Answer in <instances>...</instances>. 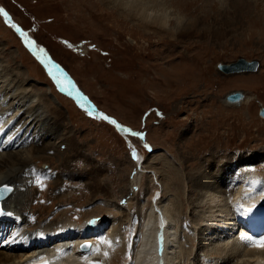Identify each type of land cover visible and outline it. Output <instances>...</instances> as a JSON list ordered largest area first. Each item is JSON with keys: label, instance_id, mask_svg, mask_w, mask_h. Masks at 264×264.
I'll list each match as a JSON object with an SVG mask.
<instances>
[{"label": "rangeland", "instance_id": "374dc122", "mask_svg": "<svg viewBox=\"0 0 264 264\" xmlns=\"http://www.w3.org/2000/svg\"><path fill=\"white\" fill-rule=\"evenodd\" d=\"M162 1L166 3L162 10L172 9L190 21L189 34L159 39L100 0H0L3 12L24 29L27 40L71 74L66 80L129 130L120 135L111 123L60 91L0 14V70L9 71L17 84L24 83L22 78L34 84L39 95L49 93L53 105L56 98L71 133V143L59 142L58 154L42 152L33 162L32 169L43 173L32 182L36 197L26 212L35 226L60 224L66 218L82 226L91 215L100 222L106 220L105 238L96 242L105 255L102 264L134 262L148 215L155 208L161 210L160 201L174 215L182 237L191 232L196 244L203 241L205 250L229 245L237 252L236 236L199 229L205 214L232 228L231 204L240 183L247 173L264 175V119L259 115L264 106V0L258 10L253 6L252 12L261 14L254 19L240 15L247 11L241 3L227 2L228 7L218 0ZM239 58L256 61L257 70L229 74L217 69L218 64ZM237 90L254 100L226 105L225 97ZM5 104L0 119L8 120L15 107L11 106L12 111ZM137 151L142 155L137 156ZM215 156L236 163L230 182L234 190L214 199L203 192L200 198L193 194L194 180L187 181V176L202 170ZM134 160L143 162L145 169L136 196L127 200L124 190L134 178ZM44 164L48 165L45 170ZM179 189L185 199L178 196ZM210 202L216 208L210 209ZM194 211L201 216L192 219ZM161 212L154 230L162 218L167 220ZM199 246L186 244L191 253L183 264H195L194 258L202 264H228L225 256L204 255ZM248 259L241 251L230 264Z\"/></svg>", "mask_w": 264, "mask_h": 264}, {"label": "bare ground", "instance_id": "6f19581e", "mask_svg": "<svg viewBox=\"0 0 264 264\" xmlns=\"http://www.w3.org/2000/svg\"><path fill=\"white\" fill-rule=\"evenodd\" d=\"M100 1L106 7L116 10L121 18L129 21L142 32L152 34L159 39H178L186 32L189 34V28H192L189 27L192 25L190 21L181 16L179 12L172 9L168 10L169 8L162 10L163 7H166V3L162 0H131L130 2L124 0ZM218 2L224 4V6L227 5V2L232 6L241 3L244 5V10H247L246 12L243 11L240 13L242 17L254 19L256 16H261L259 13L260 11H255V13L252 12L254 5L255 9L258 10L257 8L260 4V0H218ZM227 6L230 7L229 5ZM227 11L229 12V10ZM250 14H252V16ZM171 22H174V25H171ZM42 59H44V63H40L44 66L46 72L49 75H55L58 83L69 81L66 80L67 77L65 78L56 71L57 69L51 64L52 62L48 61L44 55ZM220 64L218 65L220 66ZM3 71L4 72L0 70V91L2 90V94H0V108L4 109L3 106L6 105L5 103L9 105V101H11L9 108L13 111L14 109L11 106H14L15 112H12L13 114L11 113L12 115H10L8 120L0 119V185L6 183L13 186L12 192L1 201L3 212L0 215V264H21L49 254H54L55 261H53V263L55 264H102L100 261H105L104 253L102 255L98 251L100 254L89 253L88 256L85 254L87 250L78 251V243H90L94 240V238L90 236H100L106 220H101L100 222L95 215H91L82 226L75 225L69 218H66L60 224L56 223V225H54V222H42L35 226V220H32L31 214L26 212L27 208H32L30 200L36 197L34 194L35 189L31 188L33 185L32 182H34V180L36 181L39 172L43 173V171L32 169L33 162L36 161L38 156H41L42 152H53L58 154V147H60L59 142L62 140L69 142L71 133L69 124L64 116V109L61 103L57 102L58 100L56 98L55 105L51 104L49 102V93L46 95H39L36 92L34 84L30 82L27 83L23 78L22 81L24 83L17 84L18 81L16 82L14 79H11L9 71L5 69ZM220 71L224 72L223 70ZM16 73H20V70L17 69ZM69 84L77 87L73 82ZM66 94L74 97L76 91L70 93L66 92ZM242 94L243 97L239 101L231 102L225 97L224 102L228 106H238L242 102L248 104L254 100L252 97H246L245 93L242 92ZM91 108L94 110L93 107H90V109ZM6 110H8V108ZM217 158L218 157L215 156V159L214 157L212 158L213 160L210 159L211 161L203 166V169L201 168L202 170L199 169L200 171L193 174V176H189L190 174L187 176V181L189 180L192 182V180H194V188L196 189V192L193 193L194 195L201 198V194L205 192L211 197L210 199H214L216 195H227L233 192L234 188L230 182L234 180L236 175V163L232 161L227 162L223 158ZM228 159L229 158H227V160ZM134 163L136 168L133 176L134 178L124 190V198H127V200H131L136 196L138 185L140 184L139 181L143 175L142 169H145L143 167L144 165H142L143 162L140 160H134ZM246 175L243 183H240V185L238 184L240 188H238V192L234 195L235 198L232 200V204L230 202L232 205L231 208L233 209L232 211L236 209L240 212L242 208L238 207L244 205L246 201L264 195V175L257 176L255 173H247ZM180 179L182 178L180 177ZM236 180L238 179H235V181ZM180 192L181 190L179 189L178 196H180L181 199H185L184 195ZM211 202L208 207L210 209L216 208L217 204ZM158 203L159 209H163L167 217V220H163V218L161 220L162 224H165V226L163 225V227L160 228L157 225L158 228H156V230H154V228L152 229L153 223L158 220L157 214H162L161 210H156V208L153 209L154 214L148 215L149 221H147L148 224H146L144 232L142 233L141 244L139 245L140 247L138 246L139 249L133 259V264H183L184 260L190 259L189 256L191 253V249L185 247L186 244L190 247L194 245L199 246L200 243H203V241L200 240V243L196 244L197 242L195 243L194 235L191 232L182 237L180 230L174 223V215H169V209L164 205V202L160 201ZM194 212L192 219L201 216V214L196 215V211ZM205 216L207 217L203 219L199 230L203 231V233L207 230V232L211 231L219 233L220 235L232 234L236 236L234 237L233 244L235 243L234 245L237 252L230 248L228 249L229 245L227 247L218 245L213 251H208L209 249L205 250L202 246L203 244H200L199 247L200 249L202 247L204 255H223L227 261L226 263L230 264V261L235 259L237 253L244 251L245 256H248L249 259L238 263L262 264L264 262V246H260V242L264 241V237L253 242L252 245H249L251 241L245 239L247 233L241 230L238 233L237 229H239V224L232 220V218L231 220L234 225L238 226V228L235 229L236 233L232 230V228L234 229V225L232 228L230 227L228 229L223 227L225 226V222L221 225L219 224L221 223L220 221L218 224L216 221H213L212 219L215 220V218L211 217H214V215L205 214ZM204 235H206V233ZM230 236L231 235H229V237ZM182 238L185 242L182 241ZM243 238L247 245L243 243ZM92 246H94V242ZM57 247L62 249L61 251L59 250L61 253L58 251ZM204 247H206V245ZM57 256H62L63 260H61V258H56ZM194 259L196 260L194 261L195 264L197 262V264L203 263L200 261V258L198 261L197 258Z\"/></svg>", "mask_w": 264, "mask_h": 264}, {"label": "water", "instance_id": "95a60500", "mask_svg": "<svg viewBox=\"0 0 264 264\" xmlns=\"http://www.w3.org/2000/svg\"><path fill=\"white\" fill-rule=\"evenodd\" d=\"M19 37L23 40L25 46L28 48V50L35 55L38 56L37 50L34 47V45L29 44L26 40L24 35L22 34L21 30L17 28ZM258 63L256 61H247L243 58L237 59L235 62L228 63V64H220L218 65L219 70H223L225 73H233V72H255L257 70ZM222 72V71H221ZM243 97V94L240 90H237L235 92H231L226 96V99L228 101L234 102L239 101ZM261 110V111H260ZM259 115L264 116V106H261L259 109ZM264 118V117H263ZM47 164H44L43 167H46ZM83 246H85L83 244Z\"/></svg>", "mask_w": 264, "mask_h": 264}, {"label": "snow or ice", "instance_id": "6c2138e0", "mask_svg": "<svg viewBox=\"0 0 264 264\" xmlns=\"http://www.w3.org/2000/svg\"><path fill=\"white\" fill-rule=\"evenodd\" d=\"M125 131H128V130H125ZM132 135H140V134H137V133H131ZM245 239H247V237H245ZM260 246H264V241H261L260 242ZM85 247H87V245H85Z\"/></svg>", "mask_w": 264, "mask_h": 264}]
</instances>
